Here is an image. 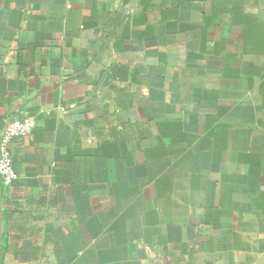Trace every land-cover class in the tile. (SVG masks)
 <instances>
[{
    "label": "crops",
    "instance_id": "1",
    "mask_svg": "<svg viewBox=\"0 0 264 264\" xmlns=\"http://www.w3.org/2000/svg\"><path fill=\"white\" fill-rule=\"evenodd\" d=\"M29 118L0 264H264V0H0Z\"/></svg>",
    "mask_w": 264,
    "mask_h": 264
},
{
    "label": "built area",
    "instance_id": "2",
    "mask_svg": "<svg viewBox=\"0 0 264 264\" xmlns=\"http://www.w3.org/2000/svg\"><path fill=\"white\" fill-rule=\"evenodd\" d=\"M73 104L58 107L59 112L71 110ZM47 112L46 114H48ZM35 119L29 118L24 121H15L7 125L0 133V184L3 188L11 187L16 181V174L12 167V157L10 151V143L14 139L24 138L30 135L35 127Z\"/></svg>",
    "mask_w": 264,
    "mask_h": 264
}]
</instances>
